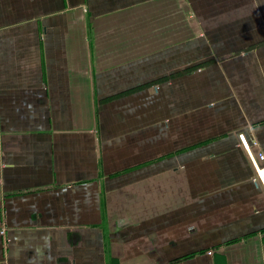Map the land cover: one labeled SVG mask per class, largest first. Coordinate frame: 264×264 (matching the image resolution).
Segmentation results:
<instances>
[{"label":"crops","instance_id":"crops-1","mask_svg":"<svg viewBox=\"0 0 264 264\" xmlns=\"http://www.w3.org/2000/svg\"><path fill=\"white\" fill-rule=\"evenodd\" d=\"M259 152L264 0H0V264H264Z\"/></svg>","mask_w":264,"mask_h":264},{"label":"built area","instance_id":"built-area-1","mask_svg":"<svg viewBox=\"0 0 264 264\" xmlns=\"http://www.w3.org/2000/svg\"><path fill=\"white\" fill-rule=\"evenodd\" d=\"M238 139H239L241 145L243 146V148L247 152H249V145L247 144V141L244 138V135L243 134H239L238 135ZM253 145H256L255 141L253 142ZM249 156H250V159H251V161L253 163V166L255 168L257 178L259 179V181L262 184H264V154L262 152H259L256 155V160H258L260 162V165L257 164L255 158H253V156L251 154H249ZM0 232H1V234H3V231H0Z\"/></svg>","mask_w":264,"mask_h":264}]
</instances>
